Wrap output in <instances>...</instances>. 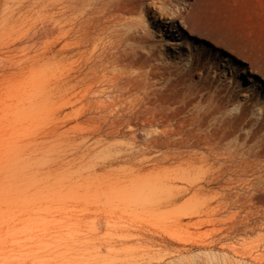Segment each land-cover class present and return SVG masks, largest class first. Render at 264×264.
Instances as JSON below:
<instances>
[{
	"label": "rangeland",
	"instance_id": "1",
	"mask_svg": "<svg viewBox=\"0 0 264 264\" xmlns=\"http://www.w3.org/2000/svg\"><path fill=\"white\" fill-rule=\"evenodd\" d=\"M165 1L181 57L146 16L132 124L82 137L60 0H0V264H264V0Z\"/></svg>",
	"mask_w": 264,
	"mask_h": 264
},
{
	"label": "bare ground",
	"instance_id": "2",
	"mask_svg": "<svg viewBox=\"0 0 264 264\" xmlns=\"http://www.w3.org/2000/svg\"><path fill=\"white\" fill-rule=\"evenodd\" d=\"M177 9V3L165 0H60L62 66L59 91L61 98L73 108L78 135L119 136L125 133L121 128L132 124L138 106L136 95L142 87L139 75L132 71L133 68L131 70L132 44L136 38L147 44L149 33L144 26L145 17L149 16L157 34L166 37L170 49L178 50L173 54L168 48L165 54L160 52L159 55L181 57L178 55L183 53L181 43L173 40L180 36L173 25ZM203 13L201 18L197 17L202 36L211 39L220 35L227 39L232 37V27L225 33L216 19ZM234 36L240 40L237 34ZM152 51L149 57H157L154 49ZM229 62L221 64L227 74L235 70ZM208 63L213 66L215 61L211 58ZM238 76L239 80L251 82L243 72ZM101 97L103 99L98 102L97 98Z\"/></svg>",
	"mask_w": 264,
	"mask_h": 264
}]
</instances>
